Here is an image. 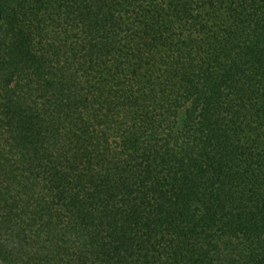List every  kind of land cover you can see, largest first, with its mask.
I'll list each match as a JSON object with an SVG mask.
<instances>
[{
	"label": "trees",
	"instance_id": "trees-1",
	"mask_svg": "<svg viewBox=\"0 0 264 264\" xmlns=\"http://www.w3.org/2000/svg\"><path fill=\"white\" fill-rule=\"evenodd\" d=\"M0 264H264V0H0Z\"/></svg>",
	"mask_w": 264,
	"mask_h": 264
}]
</instances>
